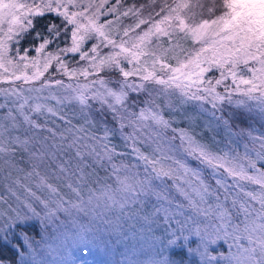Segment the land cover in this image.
Listing matches in <instances>:
<instances>
[{"label":"snow or ice","instance_id":"6c2138e0","mask_svg":"<svg viewBox=\"0 0 264 264\" xmlns=\"http://www.w3.org/2000/svg\"><path fill=\"white\" fill-rule=\"evenodd\" d=\"M219 8L212 0L203 18L202 0H164L158 11L156 0H0V244L19 248L20 229L32 250L18 252L25 264H57L51 244V261L37 259L22 225L65 228L62 245L87 246L95 236L80 218L119 212L150 234L146 264H177L178 244L194 264H264V133L236 131L223 116L228 104L264 117V0ZM45 12L65 22V46L46 51L54 41L44 39L35 56L11 55L10 42ZM191 102L210 115L200 131L165 116ZM221 242L227 252L213 247Z\"/></svg>","mask_w":264,"mask_h":264},{"label":"trees","instance_id":"16d2710c","mask_svg":"<svg viewBox=\"0 0 264 264\" xmlns=\"http://www.w3.org/2000/svg\"><path fill=\"white\" fill-rule=\"evenodd\" d=\"M112 3L115 0H111ZM151 0H122V4L127 7L132 4L137 6L150 3ZM164 0H156V11L159 10V5ZM205 5L203 18H208L207 8L211 6L212 0H202ZM221 0H215L217 5L216 13L219 14ZM168 3H172V0H168ZM147 15V10L144 12ZM110 17H104L107 19ZM32 19V27L28 28L25 32L20 33L14 41L10 42L12 47L11 55L16 54L18 48L20 53L23 54L25 50H28V56L32 57L36 55L35 48L39 46L44 39L54 41L49 43L46 47V51H55L56 46H65L68 42V34L64 33L62 29L65 26V22L54 12H45L42 16L30 17ZM133 23L132 19L125 18L124 24ZM52 25H56L58 30H61V35L58 39L54 38L53 33L49 31ZM146 27V26H142ZM70 31V29H69ZM18 41V43L16 42ZM91 42H89L90 44ZM88 45H86L87 47ZM107 51V49H105ZM68 59L74 58L67 57ZM76 66L74 62L70 64V67ZM52 70L50 69V72ZM113 78H116V74H112ZM61 78V77H57ZM7 85H0V87H6ZM115 86V85H113ZM135 99V95L132 97ZM0 103H3V97H0ZM210 109L209 105L205 106ZM223 116L225 119L231 118L233 129L239 131L240 129H251L255 134L264 133V117L255 109L249 112L246 108H238L236 105L225 104ZM4 109H0V115H3ZM220 115V113H218ZM166 117H173L175 119L174 126L184 127L200 131L205 127L207 121L210 119L208 112L201 109L197 102H191L181 108L179 114L174 112H165ZM187 117H193V120H189ZM199 117L198 120L195 118ZM215 127V123H213ZM213 134L206 132L204 139L209 140ZM217 140L224 138V132L221 130V135L216 137ZM243 140L240 141V147L242 148ZM223 147V144L221 145ZM193 166H198L195 161H190ZM23 167H27L26 164H22ZM98 176L101 179H106L105 170L97 169ZM3 189L0 187V192ZM179 198V197H178ZM150 211V208L148 209ZM103 211V209H101ZM119 217V219H118ZM63 219V216L61 217ZM81 222L87 224L92 230V234L95 236V242L90 245H82L68 241L66 245H62L64 240L65 228L59 230V234L54 231L52 225H49L48 231L40 225L38 221H30L27 224L21 226V228L28 233L31 237L33 247L36 248L37 259H44L51 261L52 257L47 255L45 249L46 244H51L58 248L60 256L57 258V264H80L90 261L93 264H129V261L140 262V264H146L150 257L155 256V249L151 247L153 241L150 234L144 233L143 238L139 232L140 224L137 223L136 228H132L131 225L134 223L133 220L127 218V216L121 217L119 212H106L103 218H93L89 216L87 218L81 217ZM103 219L112 221V224L103 223ZM119 226V227H118ZM69 233L72 230V225H66ZM16 238L13 243L19 245V248H13L11 244L3 245L0 244V260H3V264H25L28 261V257H20L18 252L23 250L26 253L32 254V250L29 249L28 245L24 242L23 236L20 235V229H15ZM157 231V235H159ZM59 235V239H52V236ZM127 237V239H125ZM179 243H183L182 241ZM198 243V238L193 236L190 241V246H195ZM188 245L180 247L179 244L173 246L169 251L170 254L176 257L177 264H194V257L187 251ZM217 252H227V245L222 243L213 246Z\"/></svg>","mask_w":264,"mask_h":264},{"label":"rangeland","instance_id":"374dc122","mask_svg":"<svg viewBox=\"0 0 264 264\" xmlns=\"http://www.w3.org/2000/svg\"><path fill=\"white\" fill-rule=\"evenodd\" d=\"M27 2L28 3H32L33 2V0H27ZM35 3H39V0H35ZM80 264H93V263H91L90 261H87V262H82V263H80Z\"/></svg>","mask_w":264,"mask_h":264}]
</instances>
